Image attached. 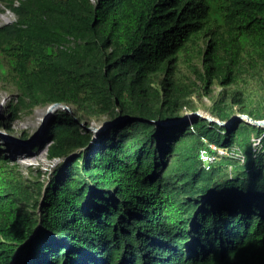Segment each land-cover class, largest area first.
Masks as SVG:
<instances>
[{
  "label": "trees",
  "instance_id": "trees-1",
  "mask_svg": "<svg viewBox=\"0 0 264 264\" xmlns=\"http://www.w3.org/2000/svg\"><path fill=\"white\" fill-rule=\"evenodd\" d=\"M0 3V128L72 109L32 147L59 160L47 177L0 153V264H264V126L176 122L203 97L264 119V0Z\"/></svg>",
  "mask_w": 264,
  "mask_h": 264
},
{
  "label": "rangeland",
  "instance_id": "rangeland-1",
  "mask_svg": "<svg viewBox=\"0 0 264 264\" xmlns=\"http://www.w3.org/2000/svg\"><path fill=\"white\" fill-rule=\"evenodd\" d=\"M14 18V13L7 9L3 3H0V25L9 23ZM219 89L220 87L215 88V90ZM15 96L16 90L12 85L0 83V120H8L9 114L5 111V108L9 100ZM202 102L203 105L199 106V111L205 116L210 115L206 107L211 105V101L209 98L203 97ZM47 109L48 106H36L31 112H22L13 121L11 131L0 128V133L9 134L8 138L0 136V153L7 156L12 162L18 163L26 177L37 175L39 171L43 173L42 178L44 176L47 177L48 173L53 170L59 161L57 159H50L45 147L32 148L36 147L45 138L48 123L55 113H52L44 122ZM69 112H72L71 108ZM103 123V120H91L89 127L97 128ZM97 133L99 131L95 132V134ZM218 152L220 154L227 153L223 149H218Z\"/></svg>",
  "mask_w": 264,
  "mask_h": 264
},
{
  "label": "water",
  "instance_id": "water-1",
  "mask_svg": "<svg viewBox=\"0 0 264 264\" xmlns=\"http://www.w3.org/2000/svg\"><path fill=\"white\" fill-rule=\"evenodd\" d=\"M58 108H61L63 110H68L70 111V108L67 104L65 103H62V102H54V103H51L48 105V109H47V114L46 116L44 117V122L46 120V118H48L50 115H52V113H56V111L58 110ZM192 115H198V116H201L203 118H206L208 119L209 121H216L218 123H220L221 125L223 126H229L235 119H243L245 120L246 122L248 123H251V124H254V125H258V126H264V119L263 120H257V119H254L252 118L251 116H249L248 114H236L235 116H233L229 121H220L218 120L217 118H215L214 116H212L211 114L210 115H203L199 110L195 111V112H190V113H187L184 115V117H182L181 119L177 120L176 122L180 121V120H186L187 118H189L190 116ZM153 122L155 123H159V124H163V125H167V124H170V123H173L175 121L173 120H166V121H161V120H152ZM114 121L112 122H109V121H106L104 122L102 125H100L99 127H89L92 131L94 132H101V131H104L106 129V127L108 126V124L110 123H114ZM1 135H5V137H9V134L8 133H0Z\"/></svg>",
  "mask_w": 264,
  "mask_h": 264
},
{
  "label": "bare ground",
  "instance_id": "bare-ground-1",
  "mask_svg": "<svg viewBox=\"0 0 264 264\" xmlns=\"http://www.w3.org/2000/svg\"><path fill=\"white\" fill-rule=\"evenodd\" d=\"M46 114H47V113H46ZM0 136H1V137H4L5 135H1V134H0Z\"/></svg>",
  "mask_w": 264,
  "mask_h": 264
}]
</instances>
